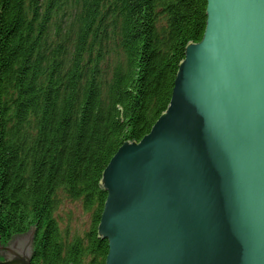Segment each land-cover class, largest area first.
Here are the masks:
<instances>
[{
    "label": "trees",
    "instance_id": "1",
    "mask_svg": "<svg viewBox=\"0 0 264 264\" xmlns=\"http://www.w3.org/2000/svg\"><path fill=\"white\" fill-rule=\"evenodd\" d=\"M205 23L206 0H0V243L34 228L31 264H104L101 174L165 112Z\"/></svg>",
    "mask_w": 264,
    "mask_h": 264
},
{
    "label": "water",
    "instance_id": "2",
    "mask_svg": "<svg viewBox=\"0 0 264 264\" xmlns=\"http://www.w3.org/2000/svg\"><path fill=\"white\" fill-rule=\"evenodd\" d=\"M100 186L104 264H264V0H206L168 107ZM34 235L0 264H31Z\"/></svg>",
    "mask_w": 264,
    "mask_h": 264
},
{
    "label": "rangeland",
    "instance_id": "3",
    "mask_svg": "<svg viewBox=\"0 0 264 264\" xmlns=\"http://www.w3.org/2000/svg\"><path fill=\"white\" fill-rule=\"evenodd\" d=\"M56 217L61 229H69L70 236L81 235L90 225V216L81 209L79 203L63 199Z\"/></svg>",
    "mask_w": 264,
    "mask_h": 264
}]
</instances>
